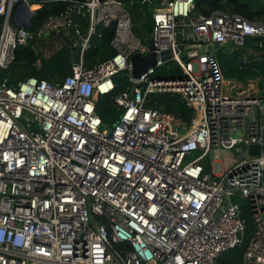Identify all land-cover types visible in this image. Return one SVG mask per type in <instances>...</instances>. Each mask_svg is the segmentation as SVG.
I'll list each match as a JSON object with an SVG mask.
<instances>
[{
    "label": "built area",
    "instance_id": "obj_1",
    "mask_svg": "<svg viewBox=\"0 0 264 264\" xmlns=\"http://www.w3.org/2000/svg\"><path fill=\"white\" fill-rule=\"evenodd\" d=\"M44 1L0 0V71L17 46L52 32L77 56L60 80L0 81V264H216L243 244L242 206L252 221L243 264H264V79L255 95L232 94L215 54L247 41L264 51V21L192 15L194 0H138L151 10L157 61L133 78L130 56L150 49L133 30L132 0H63L36 29L13 23L27 17L22 4L34 16ZM75 17L88 18L86 33ZM99 25L114 27L115 53L86 67ZM169 61L181 75H160ZM123 71L130 85L104 125L95 102ZM150 93L178 94L190 119L147 106Z\"/></svg>",
    "mask_w": 264,
    "mask_h": 264
},
{
    "label": "trees",
    "instance_id": "obj_2",
    "mask_svg": "<svg viewBox=\"0 0 264 264\" xmlns=\"http://www.w3.org/2000/svg\"><path fill=\"white\" fill-rule=\"evenodd\" d=\"M129 3L130 0H120ZM129 5L135 23L133 30L143 41L151 37L153 21L150 8L141 6L138 0H132ZM67 1L45 0L42 7L37 9L31 20L32 29H36L41 21L49 15L58 14L68 6ZM17 5V4H16ZM15 9V8H14ZM13 9V10H14ZM217 10L236 12L249 21H264V0H194L192 15H210ZM80 22V28L86 33L87 17H75ZM2 16H0V31ZM114 27L99 25L91 35L90 48L85 52V66L91 67L94 63L105 61L114 55L111 39ZM31 40L27 44L19 45L14 51L12 63L0 71V81L7 77L8 84L14 85L30 76L45 78L50 81L60 80L70 73L72 53L69 45L57 35H48L46 42ZM246 46V47H245ZM244 47L221 46L215 50L222 73L226 79H236L247 83L258 78L259 85L264 79V51L252 41H247ZM232 48V49H231ZM249 48L252 52L246 50ZM180 67L169 61L160 68L161 76L181 75ZM114 90L109 94L98 95L95 102L96 113L104 125H112L117 119L120 109L114 102L115 95L130 85L126 72H119L113 76ZM147 106L170 112L178 118L187 121L192 115L188 107L176 93H150ZM247 224L243 244L230 248L219 255L216 264H243L242 255L244 245L252 232V221L248 210L242 206Z\"/></svg>",
    "mask_w": 264,
    "mask_h": 264
},
{
    "label": "water",
    "instance_id": "obj_3",
    "mask_svg": "<svg viewBox=\"0 0 264 264\" xmlns=\"http://www.w3.org/2000/svg\"><path fill=\"white\" fill-rule=\"evenodd\" d=\"M23 6H21L20 9H24L27 12V17L24 20H18L16 17L13 18V23L15 24H19V25H23L27 28H31L32 24H31V20L33 17V13H31L28 10L27 5L22 4ZM132 21L133 23H135V17L132 13ZM50 35H57L59 37H61L70 47L71 49V53H72V62H76L77 61V56H76V48L72 45V42L70 41L69 37L67 35H65L63 32H52ZM150 51L146 54V55H141L139 53H134L130 56L128 63L131 66V72H132V77L133 78H139V76L145 72L148 68L155 66L156 61H157V54L153 51L154 47H153V43L152 40L149 38L146 40ZM182 45H179V49H182ZM202 50H210L211 47L210 46H203L201 48ZM160 58L161 60H168L170 57H172V53L171 51L165 50L162 51L160 53ZM238 145H241L242 147H244V142H239ZM250 152L252 154H256L257 152V146L256 145H251L249 147ZM232 151H234V147L231 148ZM247 203L246 200H242L240 202L241 205H245Z\"/></svg>",
    "mask_w": 264,
    "mask_h": 264
},
{
    "label": "crops",
    "instance_id": "obj_4",
    "mask_svg": "<svg viewBox=\"0 0 264 264\" xmlns=\"http://www.w3.org/2000/svg\"><path fill=\"white\" fill-rule=\"evenodd\" d=\"M253 42V41H252ZM253 44L255 45V43L253 42ZM246 47V46H245ZM244 47V48H245ZM232 49V48H231ZM246 50L247 51H249V52H252V50L251 49H249V48H246ZM226 79V78H225ZM226 83L227 84H230L229 85V87H228V89L230 88V92L232 93V91L233 90H235V92L236 93H240V92H245V87H247V89L250 91V90H255V91H257L256 92V94L258 93V88L256 89V88H253L252 86H253V82L252 81H249V82H247V83H244L243 81H238V80H236V79H226L225 80V86H226ZM244 83V84H243ZM249 85V86H248ZM260 86V85H259ZM252 88V89H251ZM240 90V91H239Z\"/></svg>",
    "mask_w": 264,
    "mask_h": 264
},
{
    "label": "rangeland",
    "instance_id": "obj_5",
    "mask_svg": "<svg viewBox=\"0 0 264 264\" xmlns=\"http://www.w3.org/2000/svg\"><path fill=\"white\" fill-rule=\"evenodd\" d=\"M49 35H50V34H49ZM44 41L46 42V40L44 39V40L42 41V43H44ZM228 80H229V79H228ZM258 80H259L258 78L252 80V82H253V86H252V87H253V88H256V89L258 88V90H259L261 86H259V82H258ZM243 84H244V83H243ZM226 85H227V83H226ZM248 86H249V85H248ZM245 88H246V89H245V93H246V94L255 95L256 92H257V91H255V90H253L252 88H251L252 90H250V91L247 89V87H245ZM226 89H227V88H226ZM239 91H240V90H239ZM235 93H236L235 90H233V91H232V94H235ZM227 156H229L228 153L224 151V152L221 153L220 158H224V157H227Z\"/></svg>",
    "mask_w": 264,
    "mask_h": 264
},
{
    "label": "bare ground",
    "instance_id": "obj_6",
    "mask_svg": "<svg viewBox=\"0 0 264 264\" xmlns=\"http://www.w3.org/2000/svg\"><path fill=\"white\" fill-rule=\"evenodd\" d=\"M229 85H230V84H227V85H226V88H228V87H229Z\"/></svg>",
    "mask_w": 264,
    "mask_h": 264
}]
</instances>
